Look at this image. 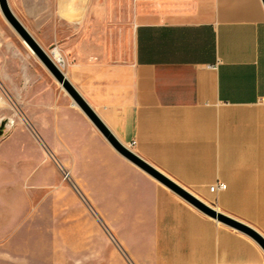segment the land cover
Returning a JSON list of instances; mask_svg holds the SVG:
<instances>
[{
    "label": "crops",
    "instance_id": "obj_1",
    "mask_svg": "<svg viewBox=\"0 0 264 264\" xmlns=\"http://www.w3.org/2000/svg\"><path fill=\"white\" fill-rule=\"evenodd\" d=\"M5 2L119 147L264 242L261 0ZM23 42L0 12L1 98L37 133V168L71 185L57 166L22 182L20 242L63 258L84 224L76 189L130 264H264L256 238L121 154Z\"/></svg>",
    "mask_w": 264,
    "mask_h": 264
},
{
    "label": "rangeland",
    "instance_id": "obj_2",
    "mask_svg": "<svg viewBox=\"0 0 264 264\" xmlns=\"http://www.w3.org/2000/svg\"><path fill=\"white\" fill-rule=\"evenodd\" d=\"M15 104L16 101L2 99L0 94V264H130L112 229L105 225L76 189L73 193L79 195L85 208L83 212H74V220L83 221L84 224L80 228L75 226L71 250L68 249V253L58 252L63 258L50 259L51 245L37 244L32 241L33 238H28L27 241L21 239L20 242V236L24 233L21 227L29 218V214H26L28 206H19L16 201L22 192V182L30 175L32 179L28 180L32 184L41 172L55 175L54 170L58 168L64 182L63 188L70 187L71 184L69 179H63V169L59 165L56 168L50 160V163L37 168L40 159L37 133ZM44 150L50 156L48 150ZM51 177L50 183H55V176ZM35 201L37 202V195ZM86 220L90 221L89 224H85ZM10 238L14 242L4 244L5 239Z\"/></svg>",
    "mask_w": 264,
    "mask_h": 264
},
{
    "label": "water",
    "instance_id": "obj_3",
    "mask_svg": "<svg viewBox=\"0 0 264 264\" xmlns=\"http://www.w3.org/2000/svg\"><path fill=\"white\" fill-rule=\"evenodd\" d=\"M264 6V0H261ZM0 12L5 18V20L8 22V24L12 27V29L17 33V35L23 40L28 47L32 50V52L35 54V56L40 60V62L45 66V68L49 71V73L62 85L64 90L71 96V98L74 100V102L89 116V118L93 121V123L104 133L105 136L109 138L111 143L114 145V147L124 156L129 158L131 161L136 163L138 166H140L143 170L147 171L148 173L155 176L157 179H159L163 184H165L167 187H169L173 192H175L177 195H179L181 198H183L186 202L191 204L193 207L198 209L203 214L207 215L210 218L216 219L224 224H227L231 227H234L238 230H242L246 232L247 234L251 235L252 237L256 238L263 246L264 242L257 237L253 232H251L249 229H246L233 221L216 214L214 211L206 207L204 204L200 203L198 200L187 194L185 191L181 190L171 182L167 181L165 178L157 174L155 171H153L149 166L144 164L142 161L137 159L135 156L130 154L128 151L122 149L119 147L114 140L111 138L109 133L101 126L99 121L96 119V117L93 115L91 110L87 107V105L81 100V98L78 96V94L73 90V88L69 85V83L64 79L63 75L60 73V71L56 68V66L53 64V62L50 60V58L37 46L35 41L31 38V36L25 31V29L21 26V24L15 19V17L12 15L11 11L9 10V7L5 0H0Z\"/></svg>",
    "mask_w": 264,
    "mask_h": 264
},
{
    "label": "built area",
    "instance_id": "obj_4",
    "mask_svg": "<svg viewBox=\"0 0 264 264\" xmlns=\"http://www.w3.org/2000/svg\"><path fill=\"white\" fill-rule=\"evenodd\" d=\"M135 1H152V0H135ZM63 179H68V176L65 172L63 173ZM224 188H225V185L220 183V184L211 186L209 190L213 192L215 189H224Z\"/></svg>",
    "mask_w": 264,
    "mask_h": 264
},
{
    "label": "bare ground",
    "instance_id": "obj_5",
    "mask_svg": "<svg viewBox=\"0 0 264 264\" xmlns=\"http://www.w3.org/2000/svg\"><path fill=\"white\" fill-rule=\"evenodd\" d=\"M24 43V42H23ZM25 44V43H24Z\"/></svg>",
    "mask_w": 264,
    "mask_h": 264
}]
</instances>
